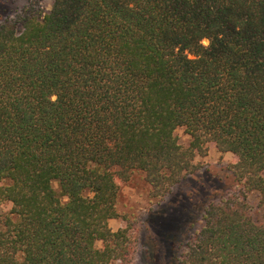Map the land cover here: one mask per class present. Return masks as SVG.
Instances as JSON below:
<instances>
[{
    "label": "trees",
    "instance_id": "16d2710c",
    "mask_svg": "<svg viewBox=\"0 0 264 264\" xmlns=\"http://www.w3.org/2000/svg\"><path fill=\"white\" fill-rule=\"evenodd\" d=\"M28 2L0 19V264H132L120 183L161 200L209 143L236 183L172 264H264V0Z\"/></svg>",
    "mask_w": 264,
    "mask_h": 264
},
{
    "label": "rangeland",
    "instance_id": "374dc122",
    "mask_svg": "<svg viewBox=\"0 0 264 264\" xmlns=\"http://www.w3.org/2000/svg\"><path fill=\"white\" fill-rule=\"evenodd\" d=\"M33 1L36 3L33 5L44 12L53 3V0ZM28 6V0H0V19L4 16L14 17ZM175 132L181 143L189 142V135L183 127H178ZM233 159L232 153H221L214 144L209 143L207 154L196 157L200 168L174 185L161 200L149 196L150 185L141 171H132L129 178L120 183L116 202L118 215L109 219L108 225L114 231L129 226L134 247L132 264L174 262L181 243L191 231L202 225L205 206L211 201H218L235 185V178L229 169ZM248 201L252 212L260 216L262 210L258 206L257 193L250 192ZM10 207L11 204L5 202L0 206V211L7 213ZM96 245L101 247L102 243L98 241ZM109 264L120 262L113 260Z\"/></svg>",
    "mask_w": 264,
    "mask_h": 264
}]
</instances>
